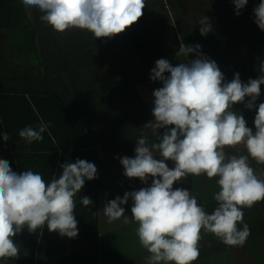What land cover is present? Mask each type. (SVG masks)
<instances>
[{
	"label": "clouds",
	"instance_id": "clouds-1",
	"mask_svg": "<svg viewBox=\"0 0 264 264\" xmlns=\"http://www.w3.org/2000/svg\"><path fill=\"white\" fill-rule=\"evenodd\" d=\"M25 7L37 8L40 19L57 32L78 28L88 30L96 38H111L138 22L146 7L145 0H22ZM236 15L241 14L248 0H233ZM255 23L264 30V0L254 9ZM198 24L202 35L212 31L208 17ZM199 44L181 42L178 58L195 53L196 59L173 66L166 59L156 61L151 79L162 82L153 92L154 121L144 128L157 133L166 129L157 142L149 144L147 135L137 139L135 157L124 156L120 163L124 175L139 178L149 185L126 192L121 198L108 201L103 209L109 223L124 218L126 205L133 201L131 213L138 224L135 229L140 245L149 255L146 264H193L199 258L201 231L214 234L227 246L243 245L250 235L243 223V208H251L264 200V179L249 164V157L264 164V103L254 118L255 131L246 126L242 114L233 110L237 103L255 109L264 85V63L257 79L243 83L236 73L231 82L214 60L204 56ZM169 73L170 75H165ZM174 126V127H171ZM48 125L26 126L19 136L27 143L42 141ZM7 141L9 134L5 132ZM243 144L247 155H228L226 147ZM160 156L163 159H157ZM175 162L169 168L165 162ZM62 174L46 183L39 173L26 170L14 172L6 159H0V259L17 257L19 247L14 237L25 226L30 232L47 225L49 231L75 238L78 235L74 215V197L85 180L97 177L94 163L76 160L61 165ZM189 175L218 177L217 202L209 214L196 196L183 188L174 189L175 182ZM264 175V172L261 173ZM149 177L152 178L149 184ZM84 206L92 200L83 196ZM238 225H242L239 227Z\"/></svg>",
	"mask_w": 264,
	"mask_h": 264
},
{
	"label": "trees",
	"instance_id": "trees-1",
	"mask_svg": "<svg viewBox=\"0 0 264 264\" xmlns=\"http://www.w3.org/2000/svg\"><path fill=\"white\" fill-rule=\"evenodd\" d=\"M260 2L248 0L236 15L233 0H145L138 22L111 38H96L92 32L78 28L57 32L40 19L43 13L37 8L28 10L22 0H0V159H6L17 173L14 151H34L48 162L43 171L48 183L62 173L61 165L69 157H95L100 173L96 192H92L95 195H78L74 200L82 204V197L87 196L93 206L99 205L96 193L112 190L106 172L118 154L134 158L139 137L146 134L151 144L157 142L158 133L162 137L166 131L153 133L144 128L154 120L153 92L163 86L151 79L157 60L163 58L178 66L196 59L195 53L176 56L181 42L199 44L201 53L214 60L221 72L226 71L225 82H231L236 73L247 82L259 78V67L264 63V30L255 23L254 9ZM151 4L172 14L174 22L172 19L169 25L160 27ZM207 10L212 31L202 35L198 22L204 17L200 12ZM220 25L224 26L222 31ZM245 103L235 104L233 110L242 114L246 126L254 131L258 106L264 103V85L255 109H247ZM41 121L48 125L42 141L29 144L19 136L21 129L38 128ZM5 132L9 134L7 141L3 139ZM104 154L107 163L102 160ZM165 162L174 168V161ZM252 167L264 179V164ZM151 180L149 177V184ZM217 180L189 175L175 182L173 188L190 191L211 214L218 206L213 198L219 191ZM242 210L250 235L243 245L231 247H245L253 252L252 257L260 256L249 245L264 236V200ZM201 237L199 258L193 264H212L215 254L230 247L212 233L202 230ZM226 259L227 264H246L238 255ZM259 264H264V259Z\"/></svg>",
	"mask_w": 264,
	"mask_h": 264
},
{
	"label": "crops",
	"instance_id": "crops-1",
	"mask_svg": "<svg viewBox=\"0 0 264 264\" xmlns=\"http://www.w3.org/2000/svg\"><path fill=\"white\" fill-rule=\"evenodd\" d=\"M37 154L34 151H24L23 153L22 151H14L13 163L16 166L17 174L31 170L34 173L41 174L46 182L48 177L45 176L43 171L45 170V163L48 162L39 158ZM19 155L21 156L19 157ZM121 158L123 157L119 153L117 159L111 162L106 172L107 180L112 182L110 185L112 190L102 194L96 193L100 196L101 202L99 205L93 206L91 204L86 207L83 204L75 203L74 215L78 222L77 237L61 236L58 231H49L47 225L35 232H30L25 226L14 237V241L20 250L19 255L0 259V264H146L145 258L149 253L139 242L134 241L135 229L138 224L131 216L133 201L129 199L126 205H122L125 208V216L128 218L127 223L124 222L123 217L109 223L103 213L104 206L108 201L115 199L117 196L122 198L126 192L137 191L145 187V183L139 178H128L124 175V167L120 163ZM78 159L71 156L67 159V163L75 162ZM102 160L107 163V154L102 155ZM86 161L95 164L97 177L91 181L85 180L84 187L76 196L83 194L95 195L93 193L96 192L100 181L98 160L87 155ZM60 174L62 173L56 174V178ZM122 183L125 184L124 187ZM259 245H264V236H260L249 245L251 248H256L260 256L252 257L253 252L241 247L237 248V250L240 249L238 251L239 259L246 261V264H251V262L259 264L264 259V246L259 247ZM221 257L215 254L212 264H219Z\"/></svg>",
	"mask_w": 264,
	"mask_h": 264
},
{
	"label": "rangeland",
	"instance_id": "rangeland-1",
	"mask_svg": "<svg viewBox=\"0 0 264 264\" xmlns=\"http://www.w3.org/2000/svg\"><path fill=\"white\" fill-rule=\"evenodd\" d=\"M155 1H160V0H155ZM151 8H152V14H153L154 20L156 21V23L160 27H162L164 25H169L170 24L171 20L173 19V17H172L173 15L172 14H168L165 11H162V9L160 8V5H158L156 7L155 6L153 7V4H151ZM195 13H198L197 10L195 11ZM200 13H202L203 16H208L209 15V11L208 10L207 11L200 12ZM198 16H199V13H198ZM172 22H174V19H173ZM194 22H196V21H194ZM219 28L222 31V29L224 28V26L220 25ZM222 73L224 74V77L226 79V77H227L226 71H224ZM241 81L243 83H247V80H244L243 77H241ZM154 119H155V117H154ZM225 151H226V153L228 155H237V156H239V155H247V150H246V148L244 147L243 144L236 145L234 147H226L225 148ZM249 164H250V166H253V165L256 164V162L251 157H249ZM191 177L193 178V176H191ZM198 184L200 185L199 182H198ZM134 241L139 242L138 237H137L136 234H135V240ZM238 248H241V247H238ZM219 255L222 256L221 257V261L219 262V264H227V263H229V262H227L229 260H227L226 257L227 256H233V257H235L236 255H238V250H237L236 247H231L230 246L226 250L218 253V256ZM251 264H256V263L255 262H251Z\"/></svg>",
	"mask_w": 264,
	"mask_h": 264
}]
</instances>
